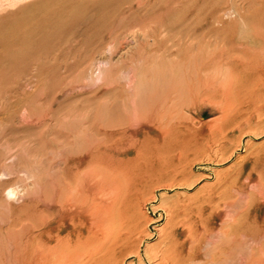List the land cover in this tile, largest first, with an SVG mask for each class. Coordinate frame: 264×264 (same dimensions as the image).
<instances>
[{
  "label": "rangeland",
  "instance_id": "1",
  "mask_svg": "<svg viewBox=\"0 0 264 264\" xmlns=\"http://www.w3.org/2000/svg\"><path fill=\"white\" fill-rule=\"evenodd\" d=\"M252 33L264 36V0H0V252L3 243L20 239L19 230L29 220L34 224L39 215L53 212L48 209L52 183L63 167L62 153L69 142L75 151L86 146L75 136L93 129L101 138L117 127L129 131L138 149L153 154L162 146L158 125L148 117L131 121L128 128L125 119L132 114L131 105L138 113L164 105L166 114L176 119L177 136L183 135L170 146L175 154L170 147L166 151L167 161L147 156L138 163L136 177L144 180L136 178L141 228L125 248L127 256L123 251L115 263L160 264L152 256L163 247L164 232L174 231L187 248L186 225L192 221L200 222L198 233L212 222L214 237L201 242L196 264L205 263L217 245L224 254L218 264H263L264 92L233 111L243 110L233 116L236 126L228 129L221 148L206 139L221 123L223 112L216 102L231 57L250 47ZM177 150L184 155L180 162ZM73 154L77 160L79 154ZM112 157L127 161L136 156L125 145ZM10 190L14 196L7 195ZM150 195L154 199L147 202ZM239 215L231 230L234 237L229 243L223 238L221 244V227ZM12 231L18 235L10 236ZM1 253L0 264H9L6 252Z\"/></svg>",
  "mask_w": 264,
  "mask_h": 264
},
{
  "label": "bare ground",
  "instance_id": "2",
  "mask_svg": "<svg viewBox=\"0 0 264 264\" xmlns=\"http://www.w3.org/2000/svg\"><path fill=\"white\" fill-rule=\"evenodd\" d=\"M247 41L249 42L250 47L248 49L246 48L242 52H239V53H237L231 57V64H230L229 68H227V72L223 78L224 82H222L220 85L222 87V89L220 90L221 91L220 92L221 93L220 94L221 99L219 102H216V103H217V105L220 106V110H222V112H223V114L221 113L222 117H220L221 123H220V125L218 124L219 125L218 127H216L215 129H212L211 132H210L211 129L210 130L208 129V131L210 133H208L209 135L207 134V136L209 138L206 136L207 137L206 139H210L211 142L213 143V144L212 143L211 144L213 146H216L215 148H218V149L221 148V145H220L221 142L224 139H226L225 137H226L228 129L229 128L231 129L233 127L232 124L236 121L235 117H233V116H235L236 114L240 113L243 110H240V112H238V113H233V111L237 112L238 109L243 104H245V102L249 101L250 99H253L254 97L258 98L261 95V93L264 92V66H263V62H264V54H263V52H264V36L263 35L260 36V35H257L255 33H252V34H250ZM249 51H251V52H249ZM261 98H263V97H261ZM259 100H260V98H259ZM213 102L214 101L212 100V103ZM261 102H263V100ZM247 103L245 104V106L247 105ZM257 104H259V103H257ZM165 107L166 106H164V105L162 107L156 106V108H155L156 111H154V112L151 111V110H153V109H151L149 111V113H147V112L138 113V110H136L135 107L133 105H131L132 114H129L128 116H126V119H127V120L125 119L126 122L121 121V125H123V123L125 122V124H126L125 126L128 127L130 125V122L133 120H137V119H141V118L148 119V117H150L151 121H153L154 123H156L158 125L157 129H158V133H159V137H160V141H161L162 146H158L160 148H158L157 150H155V148H154L155 152L154 153L152 152L153 154L150 153L151 151H148L149 149L147 150L149 153L147 151L144 153L142 146H141V148L138 149V147H136L138 142L136 141L137 142L136 143L135 141H133L132 138H130L128 136L130 133L127 135V133L129 131H126V130L116 131L115 128H117V127L113 126V127H115L114 129L109 128L110 130L107 133H104V134L102 133L104 136L103 137L101 136V138H100L99 137L100 133L98 134L97 130L93 131V129H91V130L87 131L86 129H83V127L81 126L83 130L77 136L74 137V140H77L78 142H80V144H85L86 146L85 147L80 146L83 148H81L80 150L77 149L76 150L77 152H76L74 150L75 147L72 146L73 143L69 142V145L67 144L68 147H66V149L68 148V150H66L65 153H62L63 154L62 158H64V161L62 162L63 167L61 166L62 167L61 168L59 166L61 168L60 172H59V177L55 180V182L52 183L54 185V186H52V188H53V190H52L53 198H51V201H52L51 207L52 208L48 209V211L53 209V212L49 215H43L40 218H39V216H40L39 215L38 221L36 223L34 222V224L32 222H29L30 220L27 223L24 221L26 224H24L19 230V232H20L19 235L21 236L20 239L11 237L13 239L8 240L7 243H3V245L5 244V246L2 248V250L3 249L4 250L2 253L1 252L0 253L3 255V253L6 252V255H7L6 259L9 262V264H116L115 262H116L117 258L122 255L125 248L132 241V238L134 236H136L135 233L138 231L139 228H141V227H139V220H140V218H142L143 213L141 212L140 203L137 200L139 190H141V189H139V190L137 189L138 184H136V183L143 180V176H140V178L142 177V179L138 178V176L136 177L137 172H138L137 171L138 165L141 164L140 162H143L144 160H146L147 156H150V157L155 156L157 161H159L161 163L164 162V160H166L167 154H168L166 151L168 150V148L170 146H172V143L175 141V138L182 134V132H181V134L177 136L178 133H177V128L175 126L176 125L175 123H177V122H175L176 119L167 115L168 113L165 112ZM249 107H250V105H249ZM238 116H240V114H238ZM237 119H238V117H237ZM259 121H260V119H259ZM179 122L180 121H178V123ZM181 122H182V120H181ZM218 122H220V121H218ZM235 124H233V125L236 126ZM259 124L260 123H258V125ZM180 126H182V123L180 124ZM215 126H217V125H215ZM256 126H257V123H256ZM212 128H214V127H212ZM182 135H181V137H182ZM125 145H127L130 150H133V152H135L136 157H134V159L131 158L130 160H127V161L115 160L114 158H116V157H112V156L115 155V153H118L119 149L122 146H124V148H125ZM157 145H159V144H157ZM173 145H174V143H173ZM203 146H204V144H203ZM179 147H182V146H179ZM194 147H196V146H194ZM170 148L173 150L172 147H170ZM193 148L190 147L189 149H193ZM211 148H212V146H211ZM174 149L176 151L177 148H174ZM181 150H184V148H182ZM209 150H210V148H209ZM209 150H208V152L210 153L211 150L210 151ZM173 152H174V150H173ZM173 152H169V153H173ZM177 152H178V150H177ZM179 152L181 153V151H179ZM73 153L79 154V156H77V160H74V161L72 160L71 157L74 155ZM126 153H129V152H126ZM175 153L176 152H174V154ZM180 153L178 154L179 162L184 160V159H182L184 157V155L180 154ZM209 153L205 154V155H209ZM125 155H123V156H125ZM215 155L216 154H214V156ZM216 156H218V155H216ZM206 158H207V156L205 157V159ZM138 163H140V164H138ZM143 163H142V165H144ZM173 163L175 164L176 162H173ZM80 165L81 166L86 165V169H84L85 168L84 167L83 168L84 170H81ZM153 165H154V163H153ZM163 165H165V164H163ZM149 167L150 166H148V168ZM154 169H158V167L154 168ZM168 169H170V168H168ZM177 170H180V169H177ZM141 171H142V168H141ZM143 171H142V173H143ZM138 174H140V173H138ZM146 174H148V173H146ZM151 175H153V174H151ZM154 175H155V173H154ZM136 178H137V180L139 179V181H137ZM151 178H153V177H151ZM162 178H163V176H162ZM147 180H148V178H147ZM219 180H221V178ZM135 181H137V182H135ZM152 181L153 180H150L149 182L152 183ZM147 186H148V183L146 181L145 187H147ZM169 186H172V184L171 185L169 184L168 187ZM165 187H167V186H165ZM173 187H175V186L173 185ZM224 187H226V185ZM160 188H161V186H160ZM228 191H230V190H228ZM8 193L9 194H7V195H9V196L13 195L14 196L13 193H15V192L11 191ZM150 193L152 194L154 192L151 190ZM216 193H217V191H216ZM217 194H216V198H217ZM223 196H224V194H223ZM227 196H228V193L225 197H227ZM203 197H206V196L204 195ZM153 199H154V196L150 195L146 201L147 202L152 201ZM209 199H211V197L208 198V200ZM140 201H142V199H140ZM146 201H144V202H146ZM232 201H235V200H231V202L229 201V203H232ZM194 202H196V200H194ZM202 202L208 203L207 200L205 201V199ZM41 203H43V202L41 201ZM47 203H50V202H47ZM192 203H193V201H192ZM214 203H213V205L215 206ZM229 203L227 202L226 205H228ZM183 205H184V203H183ZM185 206H186V204H185ZM185 206H182V207H185ZM204 206H206V205H204ZM228 206L232 207L233 204L232 205L229 204ZM188 207H185V208L188 209ZM237 207H239V206L237 205ZM226 208H227V206H226ZM232 210H233V207H232ZM190 211H192V210H190ZM217 211H218V209L215 210V212H217ZM234 211H232V212H234ZM177 212H179V210ZM236 212H237V210H236ZM174 213H175V211H174ZM187 213H188V210H187ZM187 213L185 212V214H187ZM231 213H228V214L230 215ZM166 214H168V213H166ZM200 214H201V212H200ZM189 216H191V215H189ZM234 216H235V214H234ZM240 216L241 215H239L238 217L236 216V217L232 218L233 220L227 219V221H232V222H225L224 221L225 223L221 227L220 238L216 236L217 238H219L220 241L223 240V241H221L222 243L220 242L221 244H224V239H226V241L229 243L230 237H234L235 232L233 235L232 234L233 231H231V230H232V227H235L234 225H236V222H237V224H239L238 222H240L239 221ZM22 217H21V220L23 221ZM26 217L27 216H25V219H26ZM205 217H207L206 219H208V216H205ZM216 217H218V216H216ZM223 217L225 218V215ZM227 217H228V215H227ZM180 219H181V217H180ZM180 219L177 218L176 221L180 220ZM201 219L206 220L203 217H201ZM244 219L245 218H243V220ZM172 220H173V218H172ZM195 220H197V219H195ZM166 221H168V220H166ZM169 221H168V224H170V222H171V221L170 222ZM198 221H200V220H198ZM198 223H200V222H198ZM198 223L196 222V224H198ZM221 223H223V221ZM142 224H145V223H142ZM171 224H173V223H171ZM196 224L191 221L186 225V231L188 234L187 238L189 240V244H188L187 248L185 247V242H179L178 241L179 239L177 237V234H175L174 231L170 232L169 235L166 234V232H164L165 235L163 234L164 235V238H162L163 241L159 240L162 242L163 247L161 248V250H159L156 253V256L154 255L152 257H155V258L158 257L160 260V264H196L195 263L196 259H198L197 255L200 251V248H202V247H200L201 242L204 243V240H207L208 237L212 238V233L210 232L212 230V228L210 227L212 225V222H209V223L207 222L208 226L206 225V227H203L199 224V226L202 227V228H200L202 233H198V229L196 228ZM216 225H218V224H216ZM244 225L245 224H243V227H244ZM176 226H178V224ZM183 230H184V227H183ZM245 230H243V231L245 232ZM143 231H144V229H143ZM219 231L220 230L218 229V232ZM239 231H241V230H239ZM3 232H5V230ZM12 233H13V231L10 234H12ZM15 233L16 232H14V234ZM142 233H141V235H142ZM7 234H8V231H7ZM7 234H5V235H7ZM14 234H12L10 236H14ZM16 234L18 235V233H16ZM241 234H243V232ZM3 235H1V236L3 237ZM204 235L207 236V238L205 236L206 239L203 238ZM1 238H0V241H2ZM142 238H140V239H142ZM187 238H185V239H187ZM213 238H212V240H213ZM138 239H139V237H138ZM4 240L5 241L7 240L6 237L4 238ZM139 240L136 239V241H139ZM133 241L135 242V239H133ZM215 241H216V239H215ZM216 242H219V241H216ZM231 242H232V240H231ZM236 242L234 240V243H236ZM135 243H138V242H135ZM135 243H133V244H135ZM205 243H206V241H205ZM210 243L212 244V242H210ZM220 243H218V244H220ZM239 243H241V242H239ZM203 245L205 246L206 244H203ZM213 245H216V244L213 242ZM226 245H227V243H226ZM229 245H231V244H229ZM229 245H228V247H229ZM237 245H238V243H237ZM237 245H236V247L234 246V248H238ZM159 246H161V245H159ZM153 249H156V248H153ZM222 250L223 249H221V247H219L218 245L212 247V249L209 251L210 253L207 255L208 260H206L205 263H203V262L202 263L203 264H218V263H220L219 262L220 256L224 255ZM127 252H129V251H127ZM204 252H203V254H204ZM149 253H150V251H149ZM152 253H153V251H152ZM225 253H227V252H225ZM126 254L127 253L125 252L124 255L127 256ZM136 254H138V253H136ZM232 254L233 253H231V255ZM124 255H122L121 258H123ZM139 255H136V257ZM227 255H230V254L228 253ZM253 255H251V256H253ZM129 256H131V254L130 255L128 254V257ZM198 257H200V256H198ZM223 257H225V260H227L226 258L228 256L226 257V255H225ZM231 257H229V258H231ZM1 258H3V257L1 256ZM1 258H0V260H1ZM137 258H138L137 260L140 259V257H137ZM147 259H149V258H147ZM150 259H151V257H150ZM201 259H202V257H201ZM124 260H123V263H125ZM229 260L227 262H230ZM1 262H2V260H1ZM119 262H121V261H119ZM142 262H143V260H142ZM148 262H151V261H148ZM157 262H155V263H157ZM3 263H5V262H3ZM132 264H133V262H132ZM221 264H223V263H221ZM263 264H264V262H263Z\"/></svg>",
  "mask_w": 264,
  "mask_h": 264
}]
</instances>
